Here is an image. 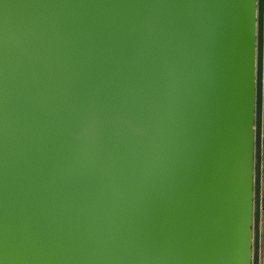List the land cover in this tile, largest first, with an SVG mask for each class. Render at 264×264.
I'll list each match as a JSON object with an SVG mask.
<instances>
[{
	"label": "water",
	"instance_id": "1",
	"mask_svg": "<svg viewBox=\"0 0 264 264\" xmlns=\"http://www.w3.org/2000/svg\"><path fill=\"white\" fill-rule=\"evenodd\" d=\"M263 106L264 0H0V264H260Z\"/></svg>",
	"mask_w": 264,
	"mask_h": 264
},
{
	"label": "crops",
	"instance_id": "2",
	"mask_svg": "<svg viewBox=\"0 0 264 264\" xmlns=\"http://www.w3.org/2000/svg\"><path fill=\"white\" fill-rule=\"evenodd\" d=\"M262 170H261V200L262 212L260 220V264H264V106H263V124H262Z\"/></svg>",
	"mask_w": 264,
	"mask_h": 264
},
{
	"label": "snow or ice",
	"instance_id": "3",
	"mask_svg": "<svg viewBox=\"0 0 264 264\" xmlns=\"http://www.w3.org/2000/svg\"><path fill=\"white\" fill-rule=\"evenodd\" d=\"M257 24H256V12H255V32H256Z\"/></svg>",
	"mask_w": 264,
	"mask_h": 264
}]
</instances>
